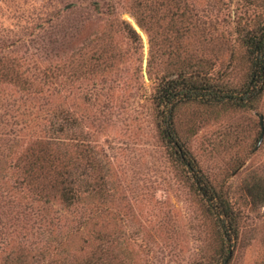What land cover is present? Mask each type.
I'll return each instance as SVG.
<instances>
[{"label":"rangeland","instance_id":"obj_1","mask_svg":"<svg viewBox=\"0 0 264 264\" xmlns=\"http://www.w3.org/2000/svg\"><path fill=\"white\" fill-rule=\"evenodd\" d=\"M155 2L159 16L173 14L174 30L195 9L204 42L192 28L173 45L193 55L202 47L216 78L245 81L238 32L264 24V0H0V264L82 263L97 247L108 254L102 264H222L227 253L229 264H264V202L247 193L264 189V91L251 109L175 113L183 151L239 215L231 245L175 166L150 101L153 72L164 68L161 57L143 75L159 32ZM93 55L105 67L89 73ZM55 122L63 133L53 134ZM46 142L55 165L26 179ZM64 171L75 177L73 205L60 197Z\"/></svg>","mask_w":264,"mask_h":264},{"label":"trees","instance_id":"obj_2","mask_svg":"<svg viewBox=\"0 0 264 264\" xmlns=\"http://www.w3.org/2000/svg\"><path fill=\"white\" fill-rule=\"evenodd\" d=\"M161 6L163 5L157 2L150 4L149 17L159 32H157V39L155 35L149 39L147 72L148 69H151L152 72L154 65L161 57H164L163 70L156 69L153 72V74L155 73V82L150 94V101L159 110L160 124L162 125L161 136L166 140L170 156L174 157L175 166L188 176L187 179L191 181L194 193L200 197L207 212L213 217V222L220 231L224 242L232 245L239 239V215L224 193L216 189L208 178H203L194 167L193 162L189 160L177 141L174 118L176 111L190 105L231 106L240 109H251L255 106L264 91V24L249 30L241 29L238 32L239 41L244 47V59L248 64V74L241 85L234 86L225 80L216 78L214 63L208 61L202 47L196 55H193L189 48L173 45L174 42L183 39V36L190 33L192 28L198 29V35L202 39L200 42L201 44L204 42L206 23L199 18L195 9L192 8L190 11L191 22L179 30H174L176 26H174L173 14L167 20L163 16H159ZM90 61L92 63L89 73L91 70L105 67L100 55H93ZM76 73L86 74L88 71L79 73L75 69L74 74L76 75ZM51 130L55 135L61 134L64 132L63 124L57 125L55 122ZM56 138L57 136L53 140L57 141ZM46 143L48 146L42 145V152L39 151L35 154L32 161H27L23 171L26 179H36L40 170L55 165L54 158L56 157L52 152V149H55L52 147L53 143ZM51 157L52 159H50ZM59 176L62 178L60 180L62 187L60 189L58 186L57 189H60V197L65 204L73 205L78 194L77 190L70 186L74 180H69L75 177L65 171L61 172ZM97 188L93 189L94 192L101 193V186L98 185ZM247 193L253 205L264 202V189L260 184L251 185L247 189ZM96 239L107 242L100 235ZM107 255L97 247L82 263L76 264H102L104 256ZM231 260L232 254L227 253L222 259V264H229Z\"/></svg>","mask_w":264,"mask_h":264},{"label":"water","instance_id":"obj_3","mask_svg":"<svg viewBox=\"0 0 264 264\" xmlns=\"http://www.w3.org/2000/svg\"><path fill=\"white\" fill-rule=\"evenodd\" d=\"M140 35L143 37V35L141 33H140ZM146 66H147V57H144V59H143V75H144L145 79H147ZM260 124H261L262 133H261V137L259 140L261 141L262 134H263V125H262V123H260Z\"/></svg>","mask_w":264,"mask_h":264}]
</instances>
